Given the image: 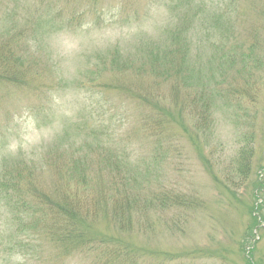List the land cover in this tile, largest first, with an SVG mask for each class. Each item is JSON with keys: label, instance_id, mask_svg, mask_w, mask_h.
Masks as SVG:
<instances>
[{"label": "rangeland", "instance_id": "obj_1", "mask_svg": "<svg viewBox=\"0 0 264 264\" xmlns=\"http://www.w3.org/2000/svg\"><path fill=\"white\" fill-rule=\"evenodd\" d=\"M47 1L77 28L43 31L25 83L0 80V179L32 207L1 202L0 264H92L81 244L133 247V264H264V0ZM173 40L175 71L150 57ZM68 192L84 217L49 211L43 195ZM66 225L75 249L50 237Z\"/></svg>", "mask_w": 264, "mask_h": 264}, {"label": "trees", "instance_id": "obj_2", "mask_svg": "<svg viewBox=\"0 0 264 264\" xmlns=\"http://www.w3.org/2000/svg\"><path fill=\"white\" fill-rule=\"evenodd\" d=\"M63 1V0H61ZM65 1V0H64ZM193 2V0H188ZM230 1V0H225ZM47 2L48 4L41 9L36 6L34 13L36 14V19L29 18V10L31 7V0H0V21L4 19L7 24L8 33H1V25L0 24V80H5L6 82L18 85L19 83H25L27 74L20 73L19 69H24V59L25 55L28 51H34L36 54L38 50L41 48L39 40L42 39L41 34L43 31L48 38L51 40V34H57L58 31L63 30L65 27L69 29L77 28L75 21L77 20L73 15L69 19L65 20L64 18V9H58L57 5H52L47 0H41V3ZM162 2V1H160ZM19 12V13H18ZM21 14L23 17H27V23H19L18 17ZM46 18V19H45ZM63 21L62 25L59 26L58 29H55V24L57 20ZM45 23L47 25V29L45 30ZM126 23L132 24V21L128 20ZM47 31V32H45ZM34 34L33 43L30 42L29 35ZM176 45L175 40L172 43H168L167 48L164 50L161 46L156 47L150 52L151 59L159 61L162 65H169L175 71L178 60L172 56L169 52V45ZM166 61V62H165ZM147 62V59L142 56L140 59V64H144ZM21 78V79H20ZM198 100L206 105V100L202 97V95L197 97ZM196 99V98H195ZM194 99V100H195ZM203 107V106H202ZM147 120H142V123H146ZM163 122V121H162ZM151 130V129H150ZM152 132V131H151ZM154 136H160L157 133V130L154 131ZM161 145V143H160ZM17 178H21L22 174L18 171ZM7 174L4 171H1V188H0V204L1 202H6V204L13 209L23 210L32 209L29 202H23L21 199H15L17 195L23 197L22 190H19L15 185L16 181H10V179H6ZM64 200L56 201L51 196L43 195L47 200H53L54 205L49 206V211H56L58 215L64 214L69 217L71 220H75L76 218L82 216L84 217V211H76L79 207L76 204L75 200L77 196L71 193H63ZM97 203L94 204L96 206ZM91 207H87L88 211H93ZM113 216L115 217V213H117L120 218L121 216L124 219L125 224L126 220L130 218L132 214V199L128 198L126 195L120 194L115 199V206L113 209ZM101 214L99 211H94L89 218H98ZM52 234V233H51ZM56 235H50L51 238H58L63 242H72L78 240L76 237V231L73 229L71 225H66V229L61 232H54ZM105 238V237H103ZM110 240H115V238H109ZM88 242V241H86ZM73 243V242H72ZM74 244V243H73ZM80 246L83 247V253L85 257L91 258V253L93 257L92 264H133L134 258L132 256L135 248L130 246H123L122 248H114L108 246H99V247H85L83 244ZM79 246V247H80ZM72 249L76 248L71 247ZM249 252V251H248ZM249 264H252L250 260H248Z\"/></svg>", "mask_w": 264, "mask_h": 264}]
</instances>
